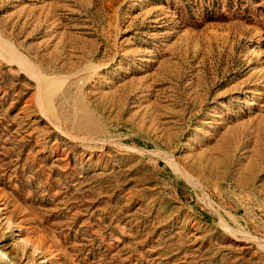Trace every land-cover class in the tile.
<instances>
[{"label":"rangeland","instance_id":"374dc122","mask_svg":"<svg viewBox=\"0 0 264 264\" xmlns=\"http://www.w3.org/2000/svg\"><path fill=\"white\" fill-rule=\"evenodd\" d=\"M0 264H264V0H0Z\"/></svg>","mask_w":264,"mask_h":264},{"label":"bare ground","instance_id":"6f19581e","mask_svg":"<svg viewBox=\"0 0 264 264\" xmlns=\"http://www.w3.org/2000/svg\"><path fill=\"white\" fill-rule=\"evenodd\" d=\"M41 84L43 85V88L44 89H46L47 88V86H48V82L47 81H44V79H42V82H41ZM86 114H88V113H86ZM87 117V116H86ZM89 119L90 118H88V121H89ZM85 122V121H84ZM83 122V123H84ZM90 122V121H89ZM93 126V125H92ZM81 127V126H80ZM83 128V127H82ZM95 128V127H94ZM83 130V129H82ZM64 154V153H63ZM66 155V154H65ZM63 156V155H62Z\"/></svg>","mask_w":264,"mask_h":264}]
</instances>
